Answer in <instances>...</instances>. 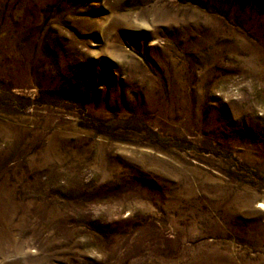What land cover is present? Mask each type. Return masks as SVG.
Listing matches in <instances>:
<instances>
[{
	"label": "rangeland",
	"instance_id": "rangeland-1",
	"mask_svg": "<svg viewBox=\"0 0 264 264\" xmlns=\"http://www.w3.org/2000/svg\"><path fill=\"white\" fill-rule=\"evenodd\" d=\"M0 264H264V0H0Z\"/></svg>",
	"mask_w": 264,
	"mask_h": 264
}]
</instances>
